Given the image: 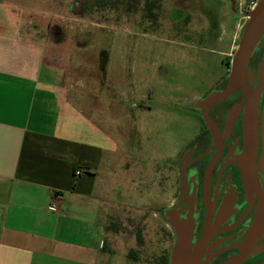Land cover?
I'll return each mask as SVG.
<instances>
[{
  "label": "crops",
  "instance_id": "0c3cea01",
  "mask_svg": "<svg viewBox=\"0 0 264 264\" xmlns=\"http://www.w3.org/2000/svg\"><path fill=\"white\" fill-rule=\"evenodd\" d=\"M29 6L0 0V264H113L110 220L87 214L124 173L103 120L107 82L71 78L75 48L48 47Z\"/></svg>",
  "mask_w": 264,
  "mask_h": 264
},
{
  "label": "rangeland",
  "instance_id": "374dc122",
  "mask_svg": "<svg viewBox=\"0 0 264 264\" xmlns=\"http://www.w3.org/2000/svg\"><path fill=\"white\" fill-rule=\"evenodd\" d=\"M160 1L163 6L161 12L171 14L173 19V23L169 18L163 22L165 28L181 23L187 14L193 13L190 32L207 25L206 18L211 24L206 27L209 40L184 38L172 30L166 33L157 31L151 37H135L134 31L138 29L132 24L127 25L128 30L125 32L119 30L104 39L99 35L102 33L101 28H92L89 44L75 47L74 55H71V78H82L85 70L92 71L87 73L88 76L102 78L103 54L96 51L101 49L106 40L109 46L108 72L111 85L107 83L106 90H103V120L110 126L112 136L118 139L122 165L119 171L124 173L115 179L106 200L92 199L94 208L87 210V214L98 215L103 221L110 220L108 225L117 227L109 231L110 249L118 254L113 264H159L158 255L165 246L159 235V224L167 221L159 213L154 216V212L158 207L167 206L169 199L161 192V186L157 185L155 178L159 181L161 175L167 173L171 158L194 130L195 103L199 101L197 95L205 93L226 72L225 57L237 46L243 26L248 20L247 17L235 20L228 16L229 4L226 1ZM259 1L239 0V13L247 14L255 9ZM52 2L39 0L37 6L42 10H29V15H26L30 20L29 28H39L46 37L48 47H61L68 51L74 23L66 19L58 20V16L51 15L57 12ZM223 14L227 19L221 24ZM56 23L64 26L65 38L55 44L58 40L50 33ZM76 24L78 32H83L88 21L78 20ZM136 42L140 45L138 55ZM89 45L94 48L86 49ZM63 57L65 61L68 56ZM139 57L141 61L137 62ZM91 67L93 70H90ZM117 79L122 87L117 84ZM92 87L97 88V85L93 84ZM139 230L143 245L137 240ZM132 250L136 259L129 256Z\"/></svg>",
  "mask_w": 264,
  "mask_h": 264
},
{
  "label": "flooded vegetation",
  "instance_id": "af4514ba",
  "mask_svg": "<svg viewBox=\"0 0 264 264\" xmlns=\"http://www.w3.org/2000/svg\"><path fill=\"white\" fill-rule=\"evenodd\" d=\"M220 1L228 2V16H232L235 20L247 17L246 14L239 13V0ZM29 3L36 6L40 4L39 0H30ZM52 3L57 12H52L51 15L58 16V20L66 19L74 23V31L70 36L74 48L89 44L92 28H101L102 33L99 35L105 39L106 36L111 37L119 30L122 32L128 30L129 24L138 29L134 31L135 37H151L155 36L157 31L166 33L167 30H172L176 35L184 38L209 40L206 27L211 24L206 18L204 19L207 25H202L203 27L201 26L198 31L192 29L190 32L193 13L187 14L181 23L165 28L163 22L169 18L173 23V19L171 14L161 12L163 6L160 0H53ZM64 6H67L66 10ZM60 11L62 13H59ZM64 11L67 12L66 15L63 14ZM225 19L227 17L224 16L221 24ZM78 20L88 21L87 28L83 32L77 30ZM54 27L53 31L50 28V35L57 38L58 41L55 42H62L61 38H65L64 26L56 23ZM135 46L138 55L140 45L136 42ZM238 46L239 42L235 49L228 53V57H225L226 72L205 93L197 95L199 96L197 103H200H195L194 130L183 140L171 158L167 173L161 175L159 181L155 178L157 185L161 186V192L169 199L167 206L158 207L154 212V216L159 213L167 221L159 224L161 225L159 235L165 246L158 256H169V264L178 240L179 227L186 230L188 254L198 251L201 256L200 264H234L241 256L243 246L253 228L260 197H264V172L259 165L263 144L264 33L248 60L245 81L248 88L246 89L250 92L260 89L259 144L255 158V176L260 188L253 182L247 181L244 171L248 91L238 86L227 97L207 109L209 120L205 117L207 97L214 91L227 88L230 83L232 63ZM85 48L91 50L94 47L89 45ZM99 51L103 54L102 78L111 85L107 40L96 52ZM138 61H141L140 57L137 58ZM236 264H264V235L253 239L249 252Z\"/></svg>",
  "mask_w": 264,
  "mask_h": 264
},
{
  "label": "water",
  "instance_id": "95a60500",
  "mask_svg": "<svg viewBox=\"0 0 264 264\" xmlns=\"http://www.w3.org/2000/svg\"><path fill=\"white\" fill-rule=\"evenodd\" d=\"M246 16L247 22L243 26V31L240 36L239 46L236 50L235 57L232 63V71L230 76V83L227 88L219 91L212 92L205 100V117L207 120V109L217 103L218 101L227 97L238 86L245 89L246 81V67L250 55L258 43L260 37L264 33V0H260L255 9L249 11ZM248 89V88H247ZM246 89V90H247ZM248 91V106L246 110V137L247 148L244 158L245 163V178L247 181L253 182L260 188L256 178V165L255 158L258 151L259 144V126H258V99L260 89L253 92ZM263 140H264V113H263ZM260 167L264 172V144H263V157ZM257 180V181H254ZM178 240L172 252L171 264H200L201 256L198 251L193 254H188V240L187 233L184 228H177ZM264 235V197H260L258 212L254 221L253 228L249 234L244 246L241 256L236 262L240 261L246 253L249 252L251 243L254 238Z\"/></svg>",
  "mask_w": 264,
  "mask_h": 264
},
{
  "label": "trees",
  "instance_id": "16d2710c",
  "mask_svg": "<svg viewBox=\"0 0 264 264\" xmlns=\"http://www.w3.org/2000/svg\"><path fill=\"white\" fill-rule=\"evenodd\" d=\"M157 1H159V0H157ZM116 228H117L116 226L108 225L109 230H116ZM137 240H138L139 244L143 243L142 233L140 230L137 232ZM129 256L136 259V254H135L134 250H132L130 252ZM158 262H159V264H169V256H160V259Z\"/></svg>",
  "mask_w": 264,
  "mask_h": 264
},
{
  "label": "built area",
  "instance_id": "2783aa9c",
  "mask_svg": "<svg viewBox=\"0 0 264 264\" xmlns=\"http://www.w3.org/2000/svg\"><path fill=\"white\" fill-rule=\"evenodd\" d=\"M84 173H85V170L81 169V168H77L76 171H75V174L78 175V176L82 175ZM62 199H63L62 192H55L53 194V197H52V202L49 205V209L55 211L58 208L57 202H60Z\"/></svg>",
  "mask_w": 264,
  "mask_h": 264
}]
</instances>
